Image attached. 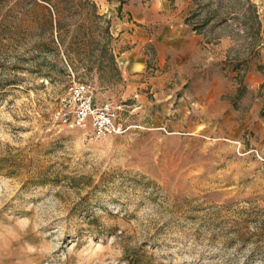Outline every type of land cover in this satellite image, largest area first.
Returning <instances> with one entry per match:
<instances>
[{
  "label": "rangeland",
  "instance_id": "obj_1",
  "mask_svg": "<svg viewBox=\"0 0 264 264\" xmlns=\"http://www.w3.org/2000/svg\"><path fill=\"white\" fill-rule=\"evenodd\" d=\"M167 1L203 39L157 87L95 1L0 0V264H264V0ZM77 80L121 133L53 123Z\"/></svg>",
  "mask_w": 264,
  "mask_h": 264
},
{
  "label": "crops",
  "instance_id": "obj_2",
  "mask_svg": "<svg viewBox=\"0 0 264 264\" xmlns=\"http://www.w3.org/2000/svg\"><path fill=\"white\" fill-rule=\"evenodd\" d=\"M93 1L101 12L109 13V17L112 12L115 14L113 22L118 27L125 30L130 28L132 31L128 33L127 29L122 32V37L118 39L121 48L116 55L117 64L126 81L143 77L149 60L154 57L158 70L153 83L158 87L163 84L166 77H170V66L183 67L193 55L201 52L202 37L194 35L168 37L174 36V31L167 27L156 32V37H149L145 31L144 27L169 25L166 10L169 9L170 2L167 0H124L123 3L122 0ZM168 114H175V110L171 111L170 108Z\"/></svg>",
  "mask_w": 264,
  "mask_h": 264
},
{
  "label": "built area",
  "instance_id": "obj_3",
  "mask_svg": "<svg viewBox=\"0 0 264 264\" xmlns=\"http://www.w3.org/2000/svg\"><path fill=\"white\" fill-rule=\"evenodd\" d=\"M121 110L122 106L112 100L99 102L93 82L77 80L60 98L52 121L60 128H86L90 123L93 136L99 139L121 133Z\"/></svg>",
  "mask_w": 264,
  "mask_h": 264
}]
</instances>
